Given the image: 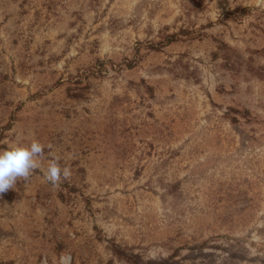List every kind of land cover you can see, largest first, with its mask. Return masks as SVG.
Returning a JSON list of instances; mask_svg holds the SVG:
<instances>
[{
  "label": "rangeland",
  "instance_id": "374dc122",
  "mask_svg": "<svg viewBox=\"0 0 264 264\" xmlns=\"http://www.w3.org/2000/svg\"><path fill=\"white\" fill-rule=\"evenodd\" d=\"M33 140L0 264H264V0H0V150Z\"/></svg>",
  "mask_w": 264,
  "mask_h": 264
},
{
  "label": "clouds",
  "instance_id": "9594fccd",
  "mask_svg": "<svg viewBox=\"0 0 264 264\" xmlns=\"http://www.w3.org/2000/svg\"><path fill=\"white\" fill-rule=\"evenodd\" d=\"M44 151L45 146L36 140L30 144H12L7 149L0 150V193L13 188L18 178L27 179L38 169L39 158ZM57 161L58 158L53 160L45 173L46 179L53 185L59 183L62 177L68 179L71 176L70 169L61 167ZM59 264H73L72 255H61Z\"/></svg>",
  "mask_w": 264,
  "mask_h": 264
}]
</instances>
